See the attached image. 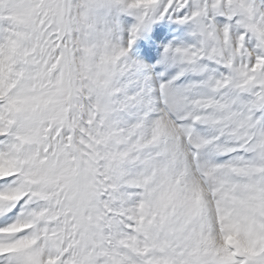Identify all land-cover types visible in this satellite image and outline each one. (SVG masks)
Masks as SVG:
<instances>
[{
    "label": "snow or ice",
    "instance_id": "6c2138e0",
    "mask_svg": "<svg viewBox=\"0 0 264 264\" xmlns=\"http://www.w3.org/2000/svg\"><path fill=\"white\" fill-rule=\"evenodd\" d=\"M93 13L103 40L129 50L121 74L140 113L151 115L158 104L172 108L197 163L201 150L210 164L246 162L241 153L264 145V0H102L89 6ZM153 81L163 87L154 89ZM14 93L5 95L0 72V264H43L37 238L58 216L65 231L71 227L69 197L36 173L42 150L23 149L40 136L34 113ZM95 103L97 120L101 110L115 113L106 117L111 122L128 109L119 96L115 103L96 96ZM251 156L257 162L255 151ZM213 255L215 264H264V242L237 235ZM57 257L50 253L47 264L67 259Z\"/></svg>",
    "mask_w": 264,
    "mask_h": 264
},
{
    "label": "rangeland",
    "instance_id": "374dc122",
    "mask_svg": "<svg viewBox=\"0 0 264 264\" xmlns=\"http://www.w3.org/2000/svg\"><path fill=\"white\" fill-rule=\"evenodd\" d=\"M37 2L38 0L0 2V69L4 78L5 95L14 90L15 93L18 92L19 89H15V86L21 80L26 81L30 77L35 79L36 69L42 68L44 72L50 70L53 82L58 79L64 86L67 102L60 112L49 118L52 126L47 127L46 132L37 126L39 136L43 135L49 143L29 142L23 145V149L26 151L34 146L35 154L40 155L42 150V156L54 152L58 164L63 165L66 160L65 180H70L77 174L75 156L72 153L80 150L87 153L85 160L89 157L93 160L103 157L101 162L107 163L108 172L105 187L99 191L95 187L91 189V194L98 200L99 213L90 211L87 218L91 220L98 215L97 230L91 234L81 232L76 226V219L69 212L71 227L64 230L65 239L58 245V251H55L58 252V257L67 256L64 264L69 258L71 264L208 262L199 257L204 249L198 239V234L203 229L196 223L200 205L197 203L195 212L185 211V198L172 188V185L176 189L181 186L176 181L183 172L180 171L179 164L172 161L161 126L150 133L151 143L141 138L129 153L123 149V138L116 135L120 132V120L117 118L109 122L106 119L107 116H115V113H103L101 110L103 120H97L95 99L99 87L104 85L105 80L118 78L122 68L115 67L112 74L95 81L87 79L90 70L99 71V56L107 45L103 40L102 28L96 26L94 13L89 15V6L101 3L102 0H44L49 7L34 10ZM239 2L242 3V0ZM50 20L57 26L56 34L50 35ZM37 33L43 43L37 42ZM57 35L60 36L59 39ZM46 42H54L52 48L56 51L52 56L49 55L52 48ZM61 50L64 55H61ZM183 143L191 168L215 182L217 213L221 212V202L231 206L234 218L231 234L235 237L238 235L239 238L243 236L246 240L251 238L264 242V162H260L264 160V153L260 151L264 145L257 144L248 154L241 153L246 162L237 161L221 168L210 164L207 153L203 150L197 163L187 141L184 140ZM252 151L256 152L257 162L252 161ZM157 177L163 178L169 186V191L165 192L162 200H168L171 192L176 207L173 209L166 206L157 215L158 227L136 232V224L127 220L129 213L121 212L120 209L124 207V201L139 191V185L151 183ZM97 178L105 179L102 176ZM57 183L59 186L56 191L62 192L63 184L60 181ZM121 221L128 226L124 227ZM211 263L215 264V261L206 264Z\"/></svg>",
    "mask_w": 264,
    "mask_h": 264
},
{
    "label": "clouds",
    "instance_id": "9594fccd",
    "mask_svg": "<svg viewBox=\"0 0 264 264\" xmlns=\"http://www.w3.org/2000/svg\"><path fill=\"white\" fill-rule=\"evenodd\" d=\"M48 7L49 5L45 4L44 0H38L34 10H45ZM49 27L51 28L50 35L57 33V26L51 20ZM47 30L45 29V31ZM59 38L60 36L57 35V39ZM53 43H48V47L52 48ZM56 47L59 46L57 45ZM55 51L56 49L52 48V52L49 55L52 56ZM128 51V49L121 48L117 41L105 45L97 64L99 71L90 70L87 74V79L95 81L102 76L107 77L112 74L115 67L123 66L125 57L128 56ZM61 55H64L63 50H61ZM65 66H67V61ZM0 72H2V69H0ZM49 72H44L42 68H37L35 79L31 77L27 79L19 91L11 97L12 99L19 98L23 106L34 113L37 126L45 132L47 127L52 126L49 118L60 112L67 102L64 86L58 79L53 82ZM109 87L111 91L106 92ZM152 87L159 89L163 86L153 81ZM126 89V82L122 74H120L116 79L105 80L104 85L100 86L97 92L98 98H107L115 101V98L119 96L122 100L127 101L128 109L119 118L120 132L116 134L123 138L124 151L131 153L141 138L151 143L150 133L161 125L166 127L170 142H184L181 121L172 108L158 104L152 110L151 115H144L140 113L139 101L135 98L136 94ZM116 93H119V95H116ZM101 119L103 120V117ZM39 142L42 144L49 143V141L44 139L43 135H40ZM81 143H84V141L81 140ZM85 147H88V145L85 144ZM34 151V146L26 149V153H33ZM72 155L75 156L74 163L77 174L71 177L70 180L64 179V168L67 161L65 160L63 165L58 164L54 152L40 156L38 162L34 164V168L38 175L48 181L50 190H56V187L59 186L57 181L63 184L62 190L67 191L69 197L67 211L73 214L76 219V226L81 232L91 234L98 228V223L96 222L98 215L90 220L87 218V214L90 211L99 213L98 200L96 196L91 194V189L95 187L99 191V189L105 187V180L108 179L107 163L101 162L103 157L96 160L89 157V159L85 160L84 157L87 156V153L83 150L72 153ZM32 162L29 161L28 163ZM219 167L223 168L224 166L219 165ZM98 176H102L105 179H98ZM176 183L181 186L176 189L175 185H172V188L175 191H179L181 196L185 198V211L195 212L197 203L200 205L199 217L196 223L198 226H202L203 230L198 234V239L201 247L206 249L209 255H213L216 249H222L226 246V236L228 241L235 239V236L231 234L234 219L231 206L221 202L220 214L216 211L217 194L214 181L206 179L202 173L193 168L188 174L182 175ZM189 186L198 188V191H187ZM138 187L139 191L133 197L124 201V207L120 209L121 212L127 211L129 213L127 220L136 224L137 227L134 229L136 232L158 227L156 223L157 215L166 206L173 209L176 207L175 200L171 198V192H169L170 198L168 200H162L165 192L169 191V186L163 181V178L157 177L153 182L139 185ZM100 194L102 195L103 193L101 192ZM61 215H66V213ZM121 224L124 227L128 226L123 221H121ZM52 225L45 222L42 226V233L37 238L36 248L41 254L43 264H47L50 253L58 251V245L63 243L65 239L66 222L58 216L52 222ZM49 228L54 233V237L47 235V229ZM54 238L58 241L56 248L51 246ZM69 247H71V244H69ZM65 264H71V258Z\"/></svg>",
    "mask_w": 264,
    "mask_h": 264
},
{
    "label": "bare ground",
    "instance_id": "6f19581e",
    "mask_svg": "<svg viewBox=\"0 0 264 264\" xmlns=\"http://www.w3.org/2000/svg\"><path fill=\"white\" fill-rule=\"evenodd\" d=\"M161 129L164 131V133H165V136H166V141H167V149H168V151H169V153H170V156H171V158H172V161L173 162H177L178 164H179V166H180V171H182L183 173H182V175H186V174H188L189 172H190V170L192 169L191 168V165H190V162H189V160L190 159H188L187 157H186V149L184 148V143H181V142H179V141H177V142H175V143H172V142H170L169 141V137H168V131H167V129H166V127L165 126H163V125H161ZM207 156V155H206ZM208 161V160H207ZM208 166V165H207ZM191 168V169H190ZM205 169L207 170V168L205 167ZM187 191H189V192H192V191H198V188H193L192 186H189L188 188H187ZM184 203H185V201H184ZM185 208V207H184ZM255 214V213H254ZM260 215V214H259ZM194 228H196V227H194ZM243 237V236H242ZM241 236H240V238L239 239H241L242 241H245L246 239H244L245 237H243L242 238ZM186 248H188L187 246H185ZM196 251V250H195ZM201 251V250H200ZM200 251H198V255L197 256H199L200 254V258L202 259V260H205V261H208V262H210V261H215V256L214 255H209L208 254V252H207V250L206 251H204V249L202 250L203 252H201L200 254H199V252ZM193 252H194V250H193ZM196 254H197V251H196ZM194 256V255H193ZM198 260H199V258H198ZM208 262H206V263H208ZM206 263H204V264H206ZM212 264V263H211Z\"/></svg>",
    "mask_w": 264,
    "mask_h": 264
}]
</instances>
